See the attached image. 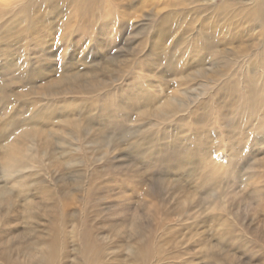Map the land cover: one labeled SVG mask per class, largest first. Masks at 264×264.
I'll return each mask as SVG.
<instances>
[{
  "label": "rangeland",
  "instance_id": "obj_1",
  "mask_svg": "<svg viewBox=\"0 0 264 264\" xmlns=\"http://www.w3.org/2000/svg\"><path fill=\"white\" fill-rule=\"evenodd\" d=\"M259 1L0 0V264H264Z\"/></svg>",
  "mask_w": 264,
  "mask_h": 264
},
{
  "label": "bare ground",
  "instance_id": "obj_2",
  "mask_svg": "<svg viewBox=\"0 0 264 264\" xmlns=\"http://www.w3.org/2000/svg\"><path fill=\"white\" fill-rule=\"evenodd\" d=\"M256 7H257L256 11H263L264 10V0H260L256 4ZM170 106L172 107V104H168V107ZM161 107L163 108V106ZM161 107L159 108L160 110H161ZM146 112L148 113V111ZM87 243H88V236L87 238H84L83 240L82 251L84 250L86 251ZM98 247H102L104 249V247L101 244H96L95 249H98ZM56 249L58 248L57 246H55L54 241L49 240V241H46L40 244L38 247L35 248V250L33 249L32 246H31V249L30 248L23 249L24 251L23 255L27 257V261L22 262L21 260H18L14 257H7L5 262L6 264H58L60 257ZM99 250L103 253L102 249H99ZM130 251H131V256H132L131 258L133 259L138 258V253L136 250L132 249ZM101 252H96L93 256V260L96 262V264H104V261H107L104 253L102 255ZM83 257H86V255Z\"/></svg>",
  "mask_w": 264,
  "mask_h": 264
}]
</instances>
